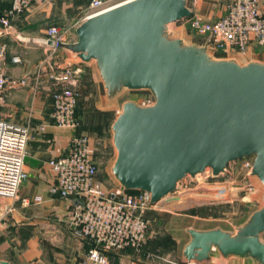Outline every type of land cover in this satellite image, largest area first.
<instances>
[{
  "label": "water",
  "instance_id": "95a60500",
  "mask_svg": "<svg viewBox=\"0 0 264 264\" xmlns=\"http://www.w3.org/2000/svg\"><path fill=\"white\" fill-rule=\"evenodd\" d=\"M187 5L124 2L83 20L74 42L58 44L81 63H94L108 101L125 90L153 96L149 107L125 103L111 126L112 176L122 192H147L152 204L188 177L210 170L218 178L230 163L250 157L249 175L264 190V62L218 59L208 41L186 40L173 25L191 16ZM187 233L183 264L203 263L214 250L264 264V192L262 207L233 231Z\"/></svg>",
  "mask_w": 264,
  "mask_h": 264
},
{
  "label": "crops",
  "instance_id": "0c3cea01",
  "mask_svg": "<svg viewBox=\"0 0 264 264\" xmlns=\"http://www.w3.org/2000/svg\"><path fill=\"white\" fill-rule=\"evenodd\" d=\"M83 1L81 4L78 3L75 12L84 16L89 11L90 0ZM231 1L187 0V6L191 16L215 22L225 15L226 6ZM262 1L264 2V0ZM12 2L13 0H0V13L7 10ZM49 6L50 4L47 3L31 6L28 12L13 21L6 35L5 29L0 25V41L5 42L8 47L4 61L6 73L11 79L26 78L27 80L26 86L5 91V103L0 107V118L12 124L27 125L33 131L28 143L26 165L24 166L27 179L21 184L17 199L0 198V261L10 264H79L83 259L81 254L87 252L85 248L76 243L79 239L71 234L66 224L77 201L59 199L51 196L48 192V188L53 182V175L47 162L67 153L71 137L68 132H63L52 126L50 118L51 94L55 87L49 79L50 67L51 64L60 63L63 67L78 61L67 52L52 51L48 44H44L46 29L63 20L59 15L61 11L58 10V14L55 15L54 10ZM41 9L42 11L47 9L46 13L38 14ZM83 16L80 23L83 21ZM49 21L51 22L49 23ZM178 23L173 25L176 31L182 35L187 32L191 33L183 24L176 25ZM74 41L75 38L69 42ZM197 41L191 42L195 44L204 42L199 37ZM209 53L218 59H236L240 63L243 58L246 60L244 63L253 60L264 62V53L254 44L248 48L244 56L227 52L210 51ZM13 57H17L19 62L12 63ZM41 126H47L44 130L48 134L46 135L48 136L47 141L41 140L37 136L38 134H34V132L39 133ZM216 185L217 183H213L202 187L203 195L210 196L221 191L228 194L231 190L228 186H225L227 188L225 189L216 187ZM252 186L254 192L249 195L257 203L259 189L253 184ZM175 195L160 202L159 210L148 212L151 228L147 234L146 253L138 255L131 249L110 253L111 264H183L182 252L189 242L188 229L208 231L220 228L224 231H231L218 224L217 220L211 219L209 217L210 210L206 207H184L181 205L182 199ZM35 198H41V202L28 206L22 204L24 199L34 201ZM63 220L65 221L63 229L67 235L57 236L60 246L54 247L53 251L48 253L46 251L48 247L43 245V239L47 240L48 232L52 228L59 230L57 227L62 226L61 221ZM159 238L160 242L157 240ZM79 241L85 243V241ZM199 264H252V262L244 257L223 258L219 253L214 254L212 251L209 259Z\"/></svg>",
  "mask_w": 264,
  "mask_h": 264
},
{
  "label": "built area",
  "instance_id": "2783aa9c",
  "mask_svg": "<svg viewBox=\"0 0 264 264\" xmlns=\"http://www.w3.org/2000/svg\"><path fill=\"white\" fill-rule=\"evenodd\" d=\"M112 0H90L89 11L83 20L114 8ZM131 0H121L128 2ZM51 4V0H13L11 9L0 18V25L6 34L14 20L20 18L35 4ZM120 3V2H119ZM112 5V6H111ZM196 37L208 41V50L237 53L244 56L254 44L264 51V2L262 0H232L226 6L225 15L215 22L190 16L180 23ZM69 30L50 25L45 32L44 44L57 51L58 44L67 43ZM4 35V33H2ZM8 47L0 41V107L5 103L4 93L27 85L26 78L11 79L4 68ZM12 63L19 59L13 57ZM80 69L71 65L51 64L49 79L55 89L51 94V122L57 129L76 130L78 121L76 107L78 94L70 86ZM154 104L153 96L140 101L139 107ZM47 126H41L44 131ZM30 128L27 125L12 124L0 118V198L15 200L21 184L27 179L24 169ZM243 167L249 172L253 157L244 158ZM47 165L53 175L48 188L51 196L72 199L77 203L70 212L66 224L71 234L89 244V249L79 264H111L109 253L127 249L139 252L144 246L150 227L147 216L152 210L161 208L160 201L152 204L151 196L144 191L122 192L119 188L107 189L97 178V166L92 158L91 140L86 134L70 137L67 153L50 159ZM207 181H213L208 170L203 174ZM215 183L212 182L210 184ZM179 184L176 194L181 186ZM252 191V187H248ZM170 196V197H171ZM177 197V195H175ZM169 197V198H170ZM163 200V199H162ZM161 200V201H162ZM41 198L22 200L24 206L38 204Z\"/></svg>",
  "mask_w": 264,
  "mask_h": 264
},
{
  "label": "rangeland",
  "instance_id": "374dc122",
  "mask_svg": "<svg viewBox=\"0 0 264 264\" xmlns=\"http://www.w3.org/2000/svg\"><path fill=\"white\" fill-rule=\"evenodd\" d=\"M82 1L83 0H51L49 7L54 10L55 15L58 14V10L61 11L59 15L60 18H63V20H61V22L56 26L69 30L70 34L67 36L68 41H72L74 38L76 40V36H74V29L78 23H80L83 15L76 14L75 10L78 7V3L81 4ZM119 2H121V0H112L111 4ZM29 9L26 12H28ZM45 10L47 9H44L43 11L41 9L38 14L46 13ZM50 22L51 21H49V23ZM52 23L54 24V22ZM183 23L184 22L178 23L176 25ZM183 37H185L186 40L190 42H198V37H196L193 33L187 32L183 35ZM262 53H264V51H262ZM241 61V63H244L246 60L243 58ZM71 66L78 67L80 69V72L70 84V86L74 88L78 94V104L76 111L78 127L76 130H59L68 132L71 136L81 133L86 134L91 140L92 158L98 169V180L107 189L119 188L115 187L119 185L111 174V167L116 157V151L112 144L111 126L116 117L120 114L122 106L125 103L133 102L136 105H139L140 101L143 100L149 92L125 90L116 99L108 101L105 97L102 83L99 79L93 62L83 64L78 60ZM31 132L33 131L30 129V134ZM43 132L44 131H39V133L34 132V134H38L37 136L40 137L41 140L47 141L48 136L46 135L48 134ZM244 162L245 160L243 158L230 163L227 167L226 173L218 178H214V180L211 182L205 180L203 175H199L195 179H191L189 177L184 179L180 186L179 192L176 193L177 197H180V199L183 201L181 205L187 208H190V206H194L196 208L200 206H203L200 208L206 207L208 210H210L209 217L211 219L217 220L218 224L230 229L231 231L242 225L253 212L262 207V194L264 192L259 180L256 177H251L247 169L243 167ZM208 172H210V170H208ZM214 181L217 183L216 187L225 188V186H228V188H231V190L228 194H225L223 191H221L220 193L211 194L210 196L203 195L204 192L202 191V187H205L207 184H210ZM252 184L259 189V201L257 203L254 202L249 195L254 192V187ZM249 186L252 187V191L247 190ZM61 222L62 226L57 227L59 230L52 228V230L48 232L49 237H47V240L43 239V245L48 247V249H46L48 253H50L51 250L53 251L54 247L58 248L60 246V241L57 236L60 237L64 234L67 235L63 229L65 221L63 220ZM150 228L151 225L149 227L148 233ZM261 238L262 241H264V234L261 236ZM157 240L160 242V238ZM77 241L76 243L85 248V251H87V243H81L79 240ZM146 243L147 238L140 251L134 252L138 255L146 253ZM84 253L81 254L82 258ZM213 253L216 254L218 252L214 250ZM147 257L151 258L152 256Z\"/></svg>",
  "mask_w": 264,
  "mask_h": 264
},
{
  "label": "trees",
  "instance_id": "16d2710c",
  "mask_svg": "<svg viewBox=\"0 0 264 264\" xmlns=\"http://www.w3.org/2000/svg\"><path fill=\"white\" fill-rule=\"evenodd\" d=\"M11 6H12V4L9 6V8L7 9V10H5V11H3V12H1L0 13V18H2V17H4V15L6 14V12H8V10H10L11 9ZM13 23V22H12ZM76 111H77V107H76ZM76 115H77V113H76ZM76 118H77V116H76ZM30 138H31V134H30ZM30 138H29V141H30ZM29 141H28V143H29ZM86 242V241H85ZM87 243V242H86ZM87 245H88V248H87V250L89 249V244L87 243ZM110 254V253H109ZM108 254V255H109Z\"/></svg>",
  "mask_w": 264,
  "mask_h": 264
},
{
  "label": "bare ground",
  "instance_id": "6f19581e",
  "mask_svg": "<svg viewBox=\"0 0 264 264\" xmlns=\"http://www.w3.org/2000/svg\"><path fill=\"white\" fill-rule=\"evenodd\" d=\"M122 3H124V2L115 3V4H114V7L117 6V5H119V4H122ZM112 5H113V4H112ZM112 5H111V6H112Z\"/></svg>",
  "mask_w": 264,
  "mask_h": 264
}]
</instances>
